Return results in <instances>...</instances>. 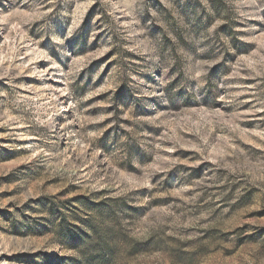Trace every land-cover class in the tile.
I'll return each instance as SVG.
<instances>
[{
	"label": "rangeland",
	"instance_id": "374dc122",
	"mask_svg": "<svg viewBox=\"0 0 264 264\" xmlns=\"http://www.w3.org/2000/svg\"><path fill=\"white\" fill-rule=\"evenodd\" d=\"M0 264H264V0H0Z\"/></svg>",
	"mask_w": 264,
	"mask_h": 264
}]
</instances>
